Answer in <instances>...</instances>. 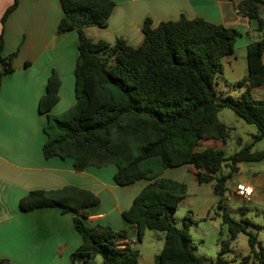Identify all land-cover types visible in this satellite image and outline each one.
Segmentation results:
<instances>
[{"label": "trees", "instance_id": "1", "mask_svg": "<svg viewBox=\"0 0 264 264\" xmlns=\"http://www.w3.org/2000/svg\"><path fill=\"white\" fill-rule=\"evenodd\" d=\"M60 2L63 15L57 31L75 29L78 33L74 102L62 112L50 111L59 99L61 84L53 69L38 101L39 111L46 114L43 156L72 157L77 171L87 165L113 163V180L118 185L139 180L146 184L122 211L127 226L119 230L85 223L89 207L97 204L99 197L75 185L31 190L20 198L19 209L57 206L63 212H75L73 223L82 243L70 254V264H96V256H100V264H137L139 251L134 244L146 228L163 233L154 264H229L224 254L240 233L246 235L250 252L239 257L237 264H264V243L248 229L246 221L233 218L224 204L230 191L227 181L238 171L239 163L263 160L264 149L254 151L251 143L226 155L218 147L199 148L209 139L226 142L229 130L218 118L225 107L255 125L253 142L264 138V96L252 92L264 82V38L246 46L247 74L236 83L244 86L239 96L226 95L218 102L214 84L223 72L222 58L234 50L240 34L237 29L181 15L155 26L149 18L144 19L143 40L138 46L121 36L113 42L95 41L83 28L106 26L114 1ZM235 2L238 13L256 19L259 29L264 26V0ZM17 4L18 0H13L6 8L2 24ZM3 43L1 32L0 77L13 70L16 55V51L3 54ZM183 164L193 165L198 182L212 181L213 192L219 196L216 208L226 225L227 238L219 239V250L210 263L195 252L187 218L181 227L173 218L187 186L163 172ZM132 234L134 242L130 241ZM0 264L15 263L0 259Z\"/></svg>", "mask_w": 264, "mask_h": 264}, {"label": "crops", "instance_id": "2", "mask_svg": "<svg viewBox=\"0 0 264 264\" xmlns=\"http://www.w3.org/2000/svg\"><path fill=\"white\" fill-rule=\"evenodd\" d=\"M113 1L115 5L106 26L89 25L83 28L89 38L113 42L121 36L130 45L138 46L143 40L141 28L144 19L149 18L155 26L162 21L176 20L181 15L200 17L237 29L240 34L233 52L228 55L234 59H237L236 52H240L246 61L247 44L264 38V26L259 29L256 19L238 13L235 0ZM12 3L13 0H0V34L2 32L4 38L2 53L6 55L16 51L12 60L13 70L0 77V259L15 264H70V254L82 243V237L73 223L75 212H63L57 206L21 210L18 206L20 198L34 189H53L67 184L89 189L99 197V202L89 207L85 223L88 226L107 225L119 230L127 226L122 211L130 206L146 181L118 185L113 180L116 170L113 163L87 165L77 171L72 157L43 156L46 114L39 111L38 101L46 91L49 75L55 69L61 84L59 99L50 111L62 112L74 102L78 33L75 29L57 31L63 15L60 0H18L17 6L2 24L1 17ZM223 73L224 66L221 75ZM225 82L228 83L227 80ZM243 88H238L239 94ZM252 92L257 97L264 96V82L253 87ZM224 144L209 139L203 141L199 148L212 146L223 149ZM163 176L186 184L187 194L180 199L179 206L185 205L194 229L202 234L216 229L214 215L221 216L216 208L219 196L213 192V182H198L196 169L191 164L169 168ZM238 182L252 184L254 192L249 202L264 205L263 201L259 202L264 199V169L252 170L249 180ZM236 183L227 185L230 191L224 204L229 213L235 207L241 215L245 214L247 207L243 203L245 200L232 191ZM253 232L259 238V232ZM162 237L163 234L158 236L160 247ZM199 237V247L191 237L195 252L206 262H213L220 247L219 241L212 246L213 257H207L203 255L204 236ZM134 239L132 234L130 241L134 242ZM134 245L137 247V243ZM249 252L246 235L242 239L238 234L224 256L237 263L239 257ZM155 255L151 258L153 262ZM137 264H141L140 254Z\"/></svg>", "mask_w": 264, "mask_h": 264}, {"label": "rangeland", "instance_id": "3", "mask_svg": "<svg viewBox=\"0 0 264 264\" xmlns=\"http://www.w3.org/2000/svg\"><path fill=\"white\" fill-rule=\"evenodd\" d=\"M236 55L237 59H234L232 56L226 55L221 60V64L222 66H224V73L223 75L219 74L216 77V81L214 84V88L216 91V100L218 102L222 101L226 95H232L233 97L239 96V87L236 85V83L246 76L247 66L245 58L240 55V52H236ZM225 79L228 83L225 82ZM218 118L228 127L229 130V137L226 139V142L223 145V149L226 155L235 152L243 145L251 143L252 150L254 151L264 149V138L259 141L253 142L252 135L256 133L255 125L246 123L244 120L237 117L231 109L226 107L219 110ZM238 167V171L231 175L230 179L227 182V185H232L239 180H249L252 175V170L264 169V159L254 162H241L239 163ZM223 170L226 171V169L224 168ZM170 174L172 173L170 172ZM257 198L258 197H256V200ZM260 201L264 202V199H260L259 202ZM243 203L247 207V209H245V214L240 215L235 207H233V210L230 211L231 214H229L232 217L234 216L237 220L241 218L243 221L248 222V228L252 229L255 232H259V238L264 243V205L257 206L253 202L250 203L249 201H245ZM214 216L217 220L216 229H214L213 231L208 230L202 234L200 231L195 230L194 226L190 223L192 217L188 215L185 205L182 204L181 206H178L176 211L173 213L175 224L179 227L182 226L184 218H187L186 224L188 226V230L190 228L189 233L192 237L193 243L196 246H201L198 238H201L199 236H204L203 239L205 240V251L203 255L207 257H213V253H211V251L214 243L218 242L219 238H226V225L223 224L222 219L218 215L215 214ZM161 234L163 233L157 230L148 228L144 229L139 242H137L141 264H154L151 258L154 254H157L160 251L161 243L158 240V236ZM239 235L243 239L244 234L240 233ZM232 245L234 246V243ZM148 259H150L151 263ZM94 261L96 264H100V256H96ZM76 264L83 263L77 262ZM229 264L237 263L231 261Z\"/></svg>", "mask_w": 264, "mask_h": 264}, {"label": "built area", "instance_id": "4", "mask_svg": "<svg viewBox=\"0 0 264 264\" xmlns=\"http://www.w3.org/2000/svg\"><path fill=\"white\" fill-rule=\"evenodd\" d=\"M232 191L240 196L243 200L249 201L254 192V187L252 184L245 182H238L232 188Z\"/></svg>", "mask_w": 264, "mask_h": 264}, {"label": "water", "instance_id": "5", "mask_svg": "<svg viewBox=\"0 0 264 264\" xmlns=\"http://www.w3.org/2000/svg\"><path fill=\"white\" fill-rule=\"evenodd\" d=\"M99 227H100V228H102V227H103V225H100Z\"/></svg>", "mask_w": 264, "mask_h": 264}]
</instances>
